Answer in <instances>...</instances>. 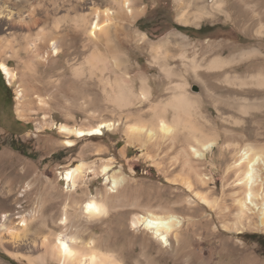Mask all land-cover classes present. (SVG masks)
I'll list each match as a JSON object with an SVG mask.
<instances>
[{
    "label": "rangeland",
    "instance_id": "obj_1",
    "mask_svg": "<svg viewBox=\"0 0 264 264\" xmlns=\"http://www.w3.org/2000/svg\"><path fill=\"white\" fill-rule=\"evenodd\" d=\"M191 1L195 2L191 12L205 7L211 12V6L222 1L224 13H215L213 18L206 17L199 24L192 21L184 25L179 21L182 9L176 0H140L137 7L142 12L137 18L130 13L118 16L110 31L109 43L100 39L90 44L79 27L96 22L95 9L116 10L111 0H90L79 9L78 18L83 16L81 26L70 23L58 30L51 20L46 23L52 34L49 38L68 37L59 58L48 46L41 54L21 52L18 58L0 57V74L5 81L8 83L1 69L2 62L17 75L15 82L8 83L15 116L20 102L25 112L22 125L12 123L13 130L0 126V219L5 214L11 215L9 229L0 234V264H44L42 252L32 244L50 230L61 231L60 223L66 214V230L70 233H80L86 240L92 237L96 240L106 233L116 238V243L103 251L115 254L124 264H264V228L259 216L250 224L233 229L237 213L234 193L240 190L235 183L236 174L229 171L240 147L264 146V108H261L264 89L221 84L226 75L264 74V36L255 33L261 22L256 15H262L264 23V0H185L184 4ZM138 33H145L153 44H161L160 53L176 56L181 53L180 49L166 40L172 34H180L190 45L188 55L193 57L197 50L200 59L205 56L204 63L218 56L227 59L237 55L240 60L243 53L259 52L222 71H201L203 80L210 84L207 83L209 91L219 102L206 95L205 84L188 77L190 84L186 93L199 110L192 117L201 130L197 136L201 139L204 135L201 139L204 142L213 138L219 141L205 162L206 174L211 180L197 189L211 205L201 202L190 207L187 202L190 195L182 184L193 176L180 161L177 163L185 143L183 136L172 150L155 148L145 138L134 144L128 141L129 125L156 128L154 108L162 107L175 96V91L166 90L172 82L162 74L160 61L154 58L151 49L137 45ZM12 41L15 42L12 37L0 33V54H10V49L5 51L4 47L13 45ZM73 50L75 55H70ZM112 50L130 53L132 57L128 73L136 80L130 85L138 104L126 109L118 110L103 93V84L107 82L104 78L109 76L112 81L121 75L111 58ZM90 57L98 64L100 58H105L112 70L108 69L106 74L96 72L91 79L74 77L73 67H81ZM172 63L182 68L180 60ZM141 75L148 79L152 90L148 100L142 99V83L138 79ZM176 82L179 81L174 79L173 83ZM19 92L23 95L20 102ZM244 105L251 106L248 114L240 111ZM120 119L121 125L116 129L104 136L77 140L78 144L71 148L64 145L65 137L57 129L61 124L90 128ZM167 119L171 121L173 114L169 113ZM153 159L163 162V167L159 168ZM80 162L87 165L90 173L76 190L68 189L61 173ZM108 163H112L115 172L128 178L120 191L121 198H126L128 204L139 202V205L133 210L112 211L108 218L98 222L86 218L81 209L92 195L106 197L109 185L100 169ZM148 207L153 210L162 207L164 211L158 209L159 213L168 210L183 220L177 238L170 239L171 246H165L143 229L133 228V215ZM23 217L27 219V227L23 226Z\"/></svg>",
    "mask_w": 264,
    "mask_h": 264
},
{
    "label": "bare ground",
    "instance_id": "obj_2",
    "mask_svg": "<svg viewBox=\"0 0 264 264\" xmlns=\"http://www.w3.org/2000/svg\"><path fill=\"white\" fill-rule=\"evenodd\" d=\"M87 1L90 0H0V33L12 37L15 41H12V43H14L13 45H7V48L4 47L5 51H7L8 48L10 49V54L3 53L0 54V57L7 56L9 58H18L20 57L21 52L41 54V50L48 46L56 53L57 58H59L64 51V46H67L68 37H60L57 34L58 36L49 38L48 35L52 34L46 23L51 20L54 29L58 30L60 27L62 28L63 25H68L70 23H79L81 26L80 22H82L83 16L81 17L80 15L81 18H78V13L79 9H81ZM139 1L140 0H111L115 5V11H112L111 9L100 10L99 8H94L93 15L97 19L96 22H91L90 25L88 24L89 26L84 25L83 28H79H81L84 35L87 36L90 44L100 39L109 43L110 31L115 25L118 16L130 13V15L137 18L142 12V10H139L137 7ZM184 1L185 0H176L179 7L182 9L179 21L184 25H188L192 21L193 24H199L206 17L213 18L215 13H224V3L222 1H216L211 6V12L207 11L206 7L202 10L200 9L196 12H191L192 10L190 11V8H192V5H194L195 2L193 4L191 1V3L185 5ZM91 3L93 4V2ZM261 16L262 15L258 14L255 17H258L261 21L255 33L259 36H264V23ZM18 39H20V42ZM172 39H174L173 42L176 43H173L171 41ZM17 41L19 42L18 45L16 44ZM166 41L168 44H173L178 47L181 53L177 56L168 55L165 52L160 53V51H162L160 50L162 48L161 44L158 46L157 44L149 42L145 33H138L137 35V45L146 50L151 49L154 58L160 61L158 64L162 74L166 79L172 82L171 86L166 90L175 91V96L171 100L169 99L170 101H166L167 103L162 105V107L157 106L154 108V115L157 119L156 128L152 129L142 125H129L126 130L128 141L129 143L134 144L145 138V140L155 148L172 150L177 146L179 137L183 136L185 138V143L181 150V154L179 155L181 157L177 159V163L180 161L182 167L185 170L187 169L190 173L189 175L194 177L187 179L184 178V182L182 181V186L186 188V191L189 192L187 194L190 195H188L189 198L187 202L190 207L191 205L201 202L211 205L212 203L209 199L204 196L203 193L197 192V189L200 185H208L211 180L207 177V163L205 162L207 161L208 154L214 150L219 141L214 138L209 139L211 138L209 137V140L204 142L201 140L204 135L201 139L197 136L201 130H199L192 121V117L196 114L197 107L194 99L189 97L186 93V89L190 84L188 77L190 75L195 80L205 84L206 95L212 98L214 97V94L209 91V83L207 82V84L206 81L203 80L201 76L203 73L201 74V71H222L237 61L250 58L253 53L259 54V52L252 51L249 53H243L241 54L240 60H238L240 57L237 55L227 59L218 56L213 58L210 62L204 63L205 56L203 59H200V54L197 53V50L194 52L193 57L188 55V47L190 45L187 42L186 37H183L180 34H172ZM75 52L76 51L73 50L70 55ZM111 53L115 68L118 73L121 72V75L120 77L115 76L112 81L109 76L104 78L107 82L103 84V93L107 96V99L111 101L110 103H113L117 109H126V107L133 106L137 101L136 99H138L130 85L136 80H133L128 73V68L131 67L132 57L130 53L128 54L124 51L112 50ZM100 59L101 60L98 64L90 57L86 59L82 65H79L81 67H73L74 77L91 79L96 72L106 74L108 69L112 70L111 67L109 68L108 61L105 58ZM176 59L182 62L181 69L173 65L172 61H175ZM95 60H97V58ZM1 69L9 84L16 81L17 75L11 67L2 62ZM138 79L142 83V99L148 100L151 97L150 91H152L150 89L151 87H149V81L144 75H141ZM174 79H177L179 82L173 83ZM221 84L240 88L250 85V87L255 86L259 89H264V74L258 73L255 76L226 75ZM71 85L73 86V83H71ZM21 97L23 98V95L19 92V102L21 101ZM213 101L219 102L220 99L214 97ZM21 104L22 102L18 105L17 115L19 118L23 119L25 112ZM261 106V108H264V104ZM250 110H252L251 106L245 105L240 109L244 114H248ZM198 111L199 110H197V112ZM169 113L173 114V119L171 121L167 119ZM121 120L122 119L116 122H102L99 125L90 128H79L61 124L60 126H57V129L59 130V133L65 137V140H63L64 145L71 148L78 144L77 140L85 139L86 137L104 136L106 132L119 127L122 122ZM187 133H192V137L190 136L191 141H189L190 137ZM153 160L154 163L157 162V160ZM157 166L162 168L163 162H157ZM229 171H233L236 174L235 183L240 190L239 192L234 193L237 213L235 215L236 222L235 224L233 223V229H240V227H244L246 223L250 224L256 215L259 216L261 225L264 228V146L260 147L248 144L244 147H240L235 155V162L229 167ZM93 172L95 173V170ZM88 173L90 172L87 165L84 162H80L74 167L63 171L61 177L67 182L68 189L76 190L81 182L86 180ZM100 173L105 177V182L109 185V188L105 198L100 194L92 195L83 204L81 211L86 218L99 222L108 218L112 211L130 210V208L133 210L139 205V202L128 204L126 198H121L119 195L121 189L124 188L127 183L128 178L122 173L115 172L112 163L103 165L100 169ZM180 179L182 180V178ZM90 205L92 207H89ZM158 209L164 211V208L162 207H159ZM158 209L153 210L151 207L145 208L144 210L142 209L141 213H135L133 215L131 223L133 228L143 229L147 234H151L165 246H169L170 239L172 237L177 238L178 233L181 232L180 230L183 227V220L171 211L167 210L163 213H159ZM10 217V214H5L1 217L0 234L9 229L8 222L10 221ZM67 223L68 215L66 214L60 223L61 231L50 230L46 235H43V237L41 236L42 239L39 242L36 241L32 244L34 249L42 252L44 264L49 261H55L58 262V264H124V261L122 262V259H119L115 254L112 255L103 251L105 249L108 250L113 243H116L117 241V239L111 234L106 233L96 240L92 239L93 237L91 236V239L86 240L80 233L68 232L66 230ZM23 226H28L27 219L24 217ZM33 241L35 240L32 239L31 242L33 243Z\"/></svg>",
    "mask_w": 264,
    "mask_h": 264
},
{
    "label": "crops",
    "instance_id": "obj_3",
    "mask_svg": "<svg viewBox=\"0 0 264 264\" xmlns=\"http://www.w3.org/2000/svg\"><path fill=\"white\" fill-rule=\"evenodd\" d=\"M22 119L15 116L14 98L9 84L0 74V126L7 130H13L14 125H22ZM28 124V123H27Z\"/></svg>",
    "mask_w": 264,
    "mask_h": 264
},
{
    "label": "snow or ice",
    "instance_id": "obj_4",
    "mask_svg": "<svg viewBox=\"0 0 264 264\" xmlns=\"http://www.w3.org/2000/svg\"><path fill=\"white\" fill-rule=\"evenodd\" d=\"M89 207H92L91 205Z\"/></svg>",
    "mask_w": 264,
    "mask_h": 264
}]
</instances>
